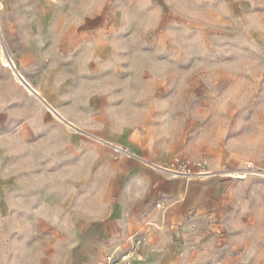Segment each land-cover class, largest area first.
Wrapping results in <instances>:
<instances>
[{
  "label": "rangeland",
  "instance_id": "1",
  "mask_svg": "<svg viewBox=\"0 0 264 264\" xmlns=\"http://www.w3.org/2000/svg\"><path fill=\"white\" fill-rule=\"evenodd\" d=\"M174 154L225 195L144 253L264 264V0H0V264H88L128 161Z\"/></svg>",
  "mask_w": 264,
  "mask_h": 264
},
{
  "label": "crops",
  "instance_id": "2",
  "mask_svg": "<svg viewBox=\"0 0 264 264\" xmlns=\"http://www.w3.org/2000/svg\"><path fill=\"white\" fill-rule=\"evenodd\" d=\"M66 123L70 125V121ZM98 137L110 142L109 138ZM135 150L139 149L136 147ZM120 181L115 198L107 203L105 209L87 227L86 243L90 246L87 252L90 258L88 264H94L107 251L125 247L128 237L137 231L145 233L148 240L153 241L151 245L157 247L160 238L165 241L169 238V234L163 229L164 224L168 229L179 228L188 213H206V203L220 205L222 196L225 195V185L220 183L206 178L173 176L157 167L135 161H128L122 170ZM160 205L169 207L171 219L168 221L165 220ZM212 209H216V206L208 210ZM172 231L173 229L171 233ZM158 249L150 250L147 246L145 253L143 249L144 260L139 264H167L168 260L178 261V258L173 259L174 254L168 253L169 244L162 248L166 251H156ZM178 249L180 252L188 250L184 246ZM171 252L175 253L174 250Z\"/></svg>",
  "mask_w": 264,
  "mask_h": 264
},
{
  "label": "built area",
  "instance_id": "3",
  "mask_svg": "<svg viewBox=\"0 0 264 264\" xmlns=\"http://www.w3.org/2000/svg\"><path fill=\"white\" fill-rule=\"evenodd\" d=\"M155 166L173 176L191 178L197 174L191 162L179 154H174L164 165ZM146 237L145 233L139 231L131 234L127 239L125 247H118L107 251L94 264H134L143 257V243Z\"/></svg>",
  "mask_w": 264,
  "mask_h": 264
},
{
  "label": "bare ground",
  "instance_id": "4",
  "mask_svg": "<svg viewBox=\"0 0 264 264\" xmlns=\"http://www.w3.org/2000/svg\"><path fill=\"white\" fill-rule=\"evenodd\" d=\"M2 61L4 62L5 65H10V60L7 59L5 56L2 57ZM123 151H124V153L130 154V152L126 148H124ZM237 176L243 178V177H246V174H245V172H242L241 174H237Z\"/></svg>",
  "mask_w": 264,
  "mask_h": 264
}]
</instances>
